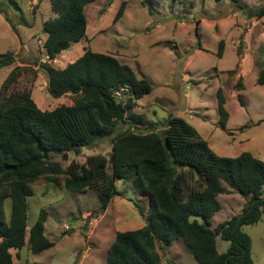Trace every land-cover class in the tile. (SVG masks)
I'll return each mask as SVG.
<instances>
[{"label": "trees", "instance_id": "16d2710c", "mask_svg": "<svg viewBox=\"0 0 264 264\" xmlns=\"http://www.w3.org/2000/svg\"><path fill=\"white\" fill-rule=\"evenodd\" d=\"M50 1L56 17L43 25L47 62L40 66L48 76L49 95L57 99L71 95L74 100L52 111L40 110L32 90L20 88L21 80L34 72L32 66H14L12 54H0V70L12 67L0 89V264H15L12 251L20 252L26 246L31 185L41 178L57 183L60 175L66 176L65 187L73 194L94 191L100 213L120 196L119 181L134 184L139 197L134 205L146 225L118 232L105 264H162L157 244L167 248L179 240L199 264H254L252 240L243 227L256 225L264 217V162L249 152L236 158L218 156L180 117L169 118L162 131L151 123L142 127L140 121L134 123L139 128L133 127L117 94L125 92L141 100L152 93L153 85L114 56L87 48L66 68L53 67L51 61L86 39V9L96 0ZM217 1H230L245 9L241 0ZM144 4L150 12V0ZM124 13L125 3L114 22ZM0 14L19 35L1 7ZM256 16L263 17L264 8ZM257 85L264 86V68ZM218 109L220 124L226 127L230 115L221 89ZM105 138L111 139L112 161L110 156L97 154L87 157L83 164L73 160L65 168L56 160L67 153L79 156L86 147ZM229 191L245 199L243 211L212 229L211 221L222 210L219 197ZM46 221L43 209L29 231L34 254L54 247L45 235ZM218 237L230 243L226 253H219Z\"/></svg>", "mask_w": 264, "mask_h": 264}, {"label": "rangeland", "instance_id": "374dc122", "mask_svg": "<svg viewBox=\"0 0 264 264\" xmlns=\"http://www.w3.org/2000/svg\"><path fill=\"white\" fill-rule=\"evenodd\" d=\"M150 2L149 12L144 0H96L86 9V39L51 61V65L64 69L87 48L114 56L153 85L152 93L141 100L125 92L118 96L125 103L126 117L133 127L139 128L134 123L140 121L142 127L151 123L162 131L169 118L180 117L199 132L218 156L236 158L249 152L264 162V86L257 85L264 68V16H256L264 8V0H241L244 10L230 1ZM124 3V16L115 23ZM0 7L19 30L17 35L0 14V54H12L16 59L14 66L30 65L34 69L21 80L20 88L31 89L34 101L44 112L71 105V95L59 99L49 95L48 76L40 66L47 62L43 25L56 17L51 1L0 0ZM221 42L223 56L219 58ZM11 69L0 70V89ZM220 89L230 115L226 127L220 124ZM97 154H111L110 138L86 147L79 156L67 153L56 160L67 168L73 160L83 164L87 157ZM65 177L60 175L54 184L41 178L31 185L28 234L44 209L45 235L54 247L34 254L27 234L26 246L20 252L12 251L15 264H105L118 232L146 225L134 205L139 197L132 182L119 181L120 196L105 213H100L96 193L69 192ZM219 201L222 210L211 221L212 229L240 215L246 202L235 191L221 195ZM10 208L8 201V212ZM243 231L252 240L254 264H264V217L256 225L244 226ZM217 248L219 253H226L230 243L218 237ZM157 251L162 264H199L182 240L167 248L158 243Z\"/></svg>", "mask_w": 264, "mask_h": 264}, {"label": "water", "instance_id": "95a60500", "mask_svg": "<svg viewBox=\"0 0 264 264\" xmlns=\"http://www.w3.org/2000/svg\"><path fill=\"white\" fill-rule=\"evenodd\" d=\"M109 156H110V160L112 161V154H109Z\"/></svg>", "mask_w": 264, "mask_h": 264}, {"label": "built area", "instance_id": "2783aa9c", "mask_svg": "<svg viewBox=\"0 0 264 264\" xmlns=\"http://www.w3.org/2000/svg\"><path fill=\"white\" fill-rule=\"evenodd\" d=\"M120 94V93H119ZM119 94H117V96H119ZM68 228V227H67Z\"/></svg>", "mask_w": 264, "mask_h": 264}]
</instances>
